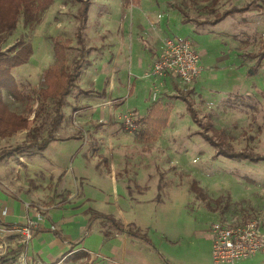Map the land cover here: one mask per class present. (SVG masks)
Returning <instances> with one entry per match:
<instances>
[{
    "label": "rangeland",
    "instance_id": "obj_1",
    "mask_svg": "<svg viewBox=\"0 0 264 264\" xmlns=\"http://www.w3.org/2000/svg\"><path fill=\"white\" fill-rule=\"evenodd\" d=\"M88 1L92 3L86 44L90 53L85 55L79 77L67 97L66 120L57 133L61 140H72L56 142L58 146L50 148L48 158L37 149L24 147L28 132H21L0 140V164L8 166L10 176L14 175L15 167L24 168L18 181L13 182L30 197L29 203L42 205L46 212L62 210L66 203L70 206L65 209L75 214L85 196L87 206L141 227L156 250H149L139 242L132 264H166L165 260L171 264H215L210 234L214 223L264 217V161L223 157L201 136L223 141L224 148L231 146L234 153L247 150L264 155V60L256 73L252 71L264 51V0H221L215 7L218 13L246 6L249 9L214 26L192 24L202 34L180 21L174 23L173 32L172 26L161 20L166 4L181 0H144L140 9L131 6L127 11L123 8L124 0ZM79 8L76 0H54L38 26L28 29L20 22L4 44L5 51L25 37L34 49L30 62L13 70L29 100L18 102L4 95L12 111L29 115L31 120L39 111L40 89L46 70L55 62L53 46L58 38L71 41L66 69L73 71L79 58L75 38ZM211 9L209 0H193L188 12L198 22L213 21L215 14ZM146 11L147 18L155 12L145 26L147 31H138L134 26L132 34L139 32L142 38H151L163 30L165 35H175L174 38L188 37L206 67L211 66L206 56H215L214 64L192 87L180 85L179 91L173 92L157 86L161 102L171 108V114L167 127L154 142L138 138L135 134L138 128H128L123 118L130 114L136 122L150 110L153 105L150 90L155 80L128 81L123 70L121 84L117 81L112 86L121 14H147ZM152 41L153 38L147 40L150 47ZM247 54L256 58L248 59ZM133 83L136 87L131 91ZM179 94L187 95L198 115V124L190 116L186 103L173 98ZM52 115L53 103L49 101L32 123L42 128L40 138L46 137ZM18 145H22L19 151ZM73 169L88 178L73 175ZM96 224L102 230L100 222ZM25 225L19 224L13 232L0 227V240L8 243L0 252V264L18 263L23 252L28 260L31 243H24ZM66 230L76 234L77 227L68 225ZM31 235L33 239L34 229ZM111 248L108 242L105 251L94 248L88 257H80L71 264H120L121 258ZM235 264H264V253Z\"/></svg>",
    "mask_w": 264,
    "mask_h": 264
},
{
    "label": "trees",
    "instance_id": "obj_2",
    "mask_svg": "<svg viewBox=\"0 0 264 264\" xmlns=\"http://www.w3.org/2000/svg\"><path fill=\"white\" fill-rule=\"evenodd\" d=\"M80 3V8L77 13L79 22L75 33V38L79 46V58L74 62L73 71L66 69L68 51L71 50V41L69 39L58 38L53 46L55 62L52 64L44 75L43 87L40 89L38 97L39 111L35 112L33 120L29 115L18 114L12 111L4 99V95L18 102H26L29 100V94L25 93V87L22 86L13 75V70L28 64L33 56V45L21 37L13 46L7 50H3L4 44L16 32L20 22L28 29H34L42 22L43 15L53 5L54 0H0V140H7L14 137L16 134L27 131L28 140L26 148L29 150L37 149L44 152L48 146L55 141L60 140L57 133L64 124L66 116L64 108L67 106V97L71 94V89L74 87V82L79 77L81 64L86 54L90 51L86 47V29L88 21V10L90 2L88 0H76ZM140 0H125V4H139ZM211 2L212 13L215 14L213 21L198 22L191 17L188 12L189 4L187 0L170 3L169 7L177 10L183 17L182 23H194L196 26L202 25H217L225 19L232 17L235 13H244L249 7L233 8L223 13H218L215 7L221 0H209ZM249 58H256L254 55H246ZM251 59V60H252ZM264 60V51L259 55L257 63L253 66L252 71L256 73ZM189 93H193L192 90ZM180 100L186 103V108L190 113L193 121L198 124V115L194 110L193 105L188 101L186 96L178 95ZM53 103V115L50 121V127L47 135L40 138L42 128L33 126L32 123L37 118L38 114L44 110L47 102ZM171 114V108L167 104L154 103L145 117L137 119L136 124L138 130L135 134L138 138L147 141H157L161 131L167 127ZM201 134V133H200ZM203 139L211 146L217 149L218 155L229 159L240 161L262 162L264 155L254 154L252 152L240 151L234 153L231 146L224 148L223 141H215L209 137ZM17 146V151L20 150ZM196 191V188H193ZM198 192V191H196ZM89 216V226L86 236L92 231L93 226L100 222L102 233L106 240H110L116 234H126L129 238L143 242L146 246L154 251L156 250L153 242L144 232L141 227L130 223L124 225L118 221L113 215L104 214L93 208H89L86 212ZM3 224L0 221V225ZM7 229L11 227L9 224H3ZM162 258V256L159 254ZM165 260V259H164ZM166 264H171L165 260Z\"/></svg>",
    "mask_w": 264,
    "mask_h": 264
},
{
    "label": "crops",
    "instance_id": "obj_3",
    "mask_svg": "<svg viewBox=\"0 0 264 264\" xmlns=\"http://www.w3.org/2000/svg\"><path fill=\"white\" fill-rule=\"evenodd\" d=\"M144 3H145L144 0H140L139 4L126 5L124 0L123 8L126 9V11L131 6L140 9L142 6H144ZM170 3H175V2H168L166 4L167 6L166 11H161V15H162L161 20L163 21V23L164 22L167 24L169 23V25L172 26L171 30L174 32L175 31L174 23L177 21L182 22L183 17L177 10L169 7ZM91 6L92 3L90 2V6L88 10L87 29L85 32L86 44H87V31L90 21L89 18H90ZM146 7H147V11H149L150 7L148 6ZM167 10H171V11L167 12ZM148 13L149 12H147V14L142 13L136 15H131V13L129 15H126L125 13L121 14L122 16L119 19L120 34L119 36L117 35L116 38V46L114 47L115 55L112 63L113 87L114 85H116L117 81L119 82V84H121L120 75H122L123 70H126L127 72L128 81H131L133 79L136 80L146 79L144 78V75L147 71L151 70L154 61L162 52L164 48L165 39L174 38L175 36L170 34L165 35V31H163L162 29H161L162 34H159L158 36H156V34H152L151 38L148 37L142 38L141 36H139V32L137 31L136 34H132V30L134 29L132 27L134 26H136V29L138 28V31H142V32L147 31L145 26L149 24L152 16L155 15L154 12V14L151 17L147 18L146 16L148 15ZM192 24L194 23H189L185 25H187V27H191L193 32L197 34H202L200 33L201 31L196 30L194 27H192ZM165 29H167L166 26ZM152 38H153L152 47H150V45H148L147 43V40ZM185 39H189V38L187 37ZM206 57L207 59L209 57L210 59L209 62L212 66L215 62L214 59L215 56L214 57L206 56ZM201 66L203 67V73H202L203 75L207 71V68L211 67V66L206 67L205 65H203L202 61H201ZM116 73H117V77H116ZM201 77L199 78V80L201 79ZM156 85H161V84L160 82L155 80V82L152 83L151 85L152 89L150 90V95H152V91ZM162 85L165 88H169L173 90V92H175L176 90L179 91L178 86H180V84L178 82V79L167 78L162 82ZM135 87H136V83H133L131 86V91L134 90ZM191 90L192 92L194 91L193 89ZM102 94L104 95L106 93L104 92ZM161 101L159 102L162 103ZM109 102L112 103L111 100H109ZM111 110H113V107H111ZM147 113L148 112H146L144 116H139V117L140 118L145 117ZM69 140L72 139H66V140L60 139L58 141L52 142L43 153L45 154V156L50 158L49 157L50 153L48 152L52 146H58V144L55 145L56 142L64 143ZM6 166L7 165L5 163L0 164V221L3 224L11 225V227L7 229L3 224H1L0 227L4 228L5 230H9L13 232L14 231L13 229L16 230L19 224L26 223L28 219L36 220L38 215H41L43 217L41 221L37 222V226L33 228L34 237L33 239H31L32 241L30 240L31 242L30 241L28 242L31 243L29 244L30 247L27 251V258L29 260L27 261L30 264H71L72 262H76L77 260H79L78 258L80 257H84V256L88 257L90 254H92V252H94L92 250L100 248L105 251V247L107 246L108 242L112 244V248H111L112 253H115L118 257L121 258L120 264H132L133 261H136L137 249L139 250L138 243L140 241L133 240L129 238L126 234H116L110 240H106L104 238L102 230L98 228L97 224L93 226L92 231L89 235L87 236L85 235L89 226V216L86 214V212L89 208H92L91 206H87L88 202L85 199V196L82 197L81 202L83 203H81L82 205L80 208L76 209L77 212L75 214L70 213L71 211L65 209L66 207L70 206V204H66V203H64L63 206L61 207L62 210L54 209L52 211L46 212V209L42 205H38L36 203H29L28 200H30V197L24 195L23 191L18 190L16 185L14 184L15 181H18L19 176L24 172V168L15 167L14 175L10 176L9 175L10 173L6 170ZM72 173L74 175L75 173L74 169ZM82 173L83 172L78 171L77 173H75V175H79L80 178L82 179L88 178ZM112 179H113V183L116 185L117 179L115 174L113 175ZM4 211H6L5 215H3ZM120 222L123 223L124 225L130 224L129 221H127L125 218L122 219ZM68 225H76L77 227L76 234H74V232H71L70 230L68 231L66 230V227ZM34 242H36V244H34ZM1 243H2V247L0 248V252H3L8 246V243L6 240H0V244ZM140 244H144V243L140 242ZM146 247L149 250H152L150 247L148 246ZM77 248H79V250ZM20 257L18 259V263L16 264H20ZM62 257L65 260H68V262H64Z\"/></svg>",
    "mask_w": 264,
    "mask_h": 264
},
{
    "label": "built area",
    "instance_id": "obj_4",
    "mask_svg": "<svg viewBox=\"0 0 264 264\" xmlns=\"http://www.w3.org/2000/svg\"><path fill=\"white\" fill-rule=\"evenodd\" d=\"M203 73L201 56L193 42L189 39L167 38L164 48L154 61L151 70L144 78H151L161 85H156L151 95L153 103L161 101L159 88L167 78L178 79L182 87H190L195 84ZM110 107H113L111 102ZM123 123L128 128H137L132 115H125ZM6 211L3 212V215ZM43 217L37 216L36 220L28 219L22 228L27 244L31 239V231L37 226V222ZM210 234L213 240V259L215 264H235L238 261L248 260L264 253V217L248 221H219L211 226ZM2 243L0 244V248ZM20 264H30L26 254L22 253Z\"/></svg>",
    "mask_w": 264,
    "mask_h": 264
}]
</instances>
